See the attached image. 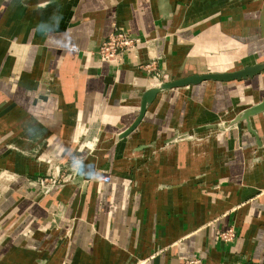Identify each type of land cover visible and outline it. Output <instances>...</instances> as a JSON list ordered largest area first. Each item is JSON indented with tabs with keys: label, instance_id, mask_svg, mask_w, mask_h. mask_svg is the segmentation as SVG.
<instances>
[{
	"label": "crops",
	"instance_id": "0c3cea01",
	"mask_svg": "<svg viewBox=\"0 0 264 264\" xmlns=\"http://www.w3.org/2000/svg\"><path fill=\"white\" fill-rule=\"evenodd\" d=\"M261 62L264 0H0V264H264V69L118 137Z\"/></svg>",
	"mask_w": 264,
	"mask_h": 264
},
{
	"label": "water",
	"instance_id": "95a60500",
	"mask_svg": "<svg viewBox=\"0 0 264 264\" xmlns=\"http://www.w3.org/2000/svg\"><path fill=\"white\" fill-rule=\"evenodd\" d=\"M262 69H264V62L252 66H246L241 70L230 73H207L201 75H191L184 78L175 79L169 82H160L158 85L145 90L141 94L138 115L136 116L135 120L118 135V137L126 136L136 126V124L138 123V121L140 120L143 114L146 104H148L153 99L155 94L160 90L170 87H178L188 84H194L201 80H219V79L226 80L232 78H236V79L241 77L243 78L245 76H251L253 74H256ZM263 110H264V100L245 109L243 112L239 114V116L235 118L233 122L239 120H244L245 122H247L249 116L254 115Z\"/></svg>",
	"mask_w": 264,
	"mask_h": 264
},
{
	"label": "built area",
	"instance_id": "2783aa9c",
	"mask_svg": "<svg viewBox=\"0 0 264 264\" xmlns=\"http://www.w3.org/2000/svg\"><path fill=\"white\" fill-rule=\"evenodd\" d=\"M138 39L133 35H130L122 30H114L106 38H104L97 47V54L102 61L113 62L116 60V55L121 50L131 49ZM160 82H157V85ZM55 180L51 177H43L39 179V184L44 187L51 185ZM235 231L233 228H228L222 232L215 233V240L228 243L233 240ZM187 264H200L198 259H193L187 262ZM231 264H249L245 261H233Z\"/></svg>",
	"mask_w": 264,
	"mask_h": 264
}]
</instances>
